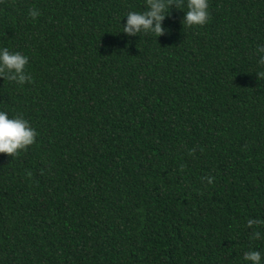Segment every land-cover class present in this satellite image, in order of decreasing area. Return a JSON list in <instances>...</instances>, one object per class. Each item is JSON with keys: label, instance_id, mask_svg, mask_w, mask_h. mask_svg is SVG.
Segmentation results:
<instances>
[{"label": "trees", "instance_id": "1", "mask_svg": "<svg viewBox=\"0 0 264 264\" xmlns=\"http://www.w3.org/2000/svg\"><path fill=\"white\" fill-rule=\"evenodd\" d=\"M186 3L156 37L123 32L146 0L0 2L33 78L0 77V111L37 132L0 154V264H264V0L191 28Z\"/></svg>", "mask_w": 264, "mask_h": 264}, {"label": "clouds", "instance_id": "2", "mask_svg": "<svg viewBox=\"0 0 264 264\" xmlns=\"http://www.w3.org/2000/svg\"><path fill=\"white\" fill-rule=\"evenodd\" d=\"M3 2V0H0ZM185 0H146L147 10L143 13L129 12L127 22L123 25V32L128 36L137 34H154L160 37L169 30L162 27L165 17L170 14L171 8L182 9ZM187 11L182 20L183 26L189 28L193 26H203L208 23L210 13L208 11V0H187ZM28 15L35 20L40 16L36 8H30ZM258 53H264V45L258 46ZM28 64V57L19 52L12 53L7 48L0 49V77L4 80L15 82L19 85L32 82V76L27 74L25 67ZM260 65H264V55L259 60ZM259 79H264V71L257 73ZM37 132L30 123L22 116L9 118L8 114L0 111V154L10 157H17L20 152L27 151L36 142ZM31 173H29V176ZM211 184L214 177H205ZM264 224V221L249 219L247 227ZM251 239H260V233L254 231ZM261 252L257 250L249 251L244 254V260L251 264H261Z\"/></svg>", "mask_w": 264, "mask_h": 264}]
</instances>
